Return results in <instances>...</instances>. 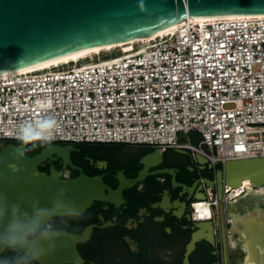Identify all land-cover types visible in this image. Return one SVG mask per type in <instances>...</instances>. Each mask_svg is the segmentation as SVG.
<instances>
[{
	"label": "built area",
	"instance_id": "built-area-1",
	"mask_svg": "<svg viewBox=\"0 0 264 264\" xmlns=\"http://www.w3.org/2000/svg\"><path fill=\"white\" fill-rule=\"evenodd\" d=\"M138 44L0 76V142L20 140L29 123L51 135L39 125L53 118L46 142L181 148L209 159L215 175L228 160L264 156V19L188 22ZM235 189L194 200L192 220H213Z\"/></svg>",
	"mask_w": 264,
	"mask_h": 264
},
{
	"label": "water",
	"instance_id": "water-1",
	"mask_svg": "<svg viewBox=\"0 0 264 264\" xmlns=\"http://www.w3.org/2000/svg\"><path fill=\"white\" fill-rule=\"evenodd\" d=\"M257 13H264V0H0V73L80 49L144 38L188 16ZM180 137L185 139L184 134ZM74 145L48 143L38 153L29 154L27 145L0 142V214L4 217L0 220V232L11 220L14 209L18 208L21 217L29 221L36 219V210H41L46 215L40 222L46 224L54 216L80 214L96 200L111 201V197L121 196L124 188L147 174L146 167L134 179H127L119 172V187L113 189L102 175H87L72 163L71 152L78 150ZM18 148H25L23 155L16 151ZM150 148L155 149L153 155L159 156L167 149L186 151ZM57 158L78 168L80 173L65 178L54 166L49 173L40 170L44 162ZM196 159L201 164L212 165L197 152ZM244 179H250L255 187H264V156L228 160L217 170L215 180L205 181L212 187L217 183L216 193L222 198L224 184L238 188ZM225 212L226 207L221 203L222 222ZM194 222L197 226L211 224V220ZM53 231L54 246L37 260L39 264L77 261L80 255L76 243L84 239V234ZM231 231L240 233L246 243L251 256L246 263L264 264L260 260L264 254V210L259 218L254 213L243 217L234 223Z\"/></svg>",
	"mask_w": 264,
	"mask_h": 264
},
{
	"label": "flooded vegetation",
	"instance_id": "flooded-vegetation-1",
	"mask_svg": "<svg viewBox=\"0 0 264 264\" xmlns=\"http://www.w3.org/2000/svg\"><path fill=\"white\" fill-rule=\"evenodd\" d=\"M74 146L78 150L71 152L72 163L87 175H102L113 189L119 187V172L134 179L146 167L147 174L111 201L96 200L80 214L54 216L42 224L84 234L76 243L80 258L63 264H244L251 257L240 233L231 229L245 216H261L264 192L254 195L246 187L227 205L223 222L219 207L210 225L197 226L191 218V203L217 188V183L212 187L205 181L215 180L209 162L199 163L187 150L167 149L159 156L150 147L112 146L113 150L95 149L111 154L100 157ZM51 166L65 178L80 173L61 158L44 162L40 170L49 173ZM16 256L5 248L0 262L13 264ZM260 260L264 263V254Z\"/></svg>",
	"mask_w": 264,
	"mask_h": 264
},
{
	"label": "clouds",
	"instance_id": "clouds-1",
	"mask_svg": "<svg viewBox=\"0 0 264 264\" xmlns=\"http://www.w3.org/2000/svg\"><path fill=\"white\" fill-rule=\"evenodd\" d=\"M40 128L49 130L51 135H39L34 133V126L26 124L23 126L18 139L22 144L27 145L32 143V147H36L33 143L35 139L51 141L55 138L54 133L58 128V123L55 119L49 118L43 121ZM31 150V149H28ZM16 151L23 155L25 148H18ZM27 216V214H23ZM41 210H36L35 220H25L21 217L19 209H14L11 220L8 221L4 230L0 232V251L5 248L17 253L13 264H32V261L41 259L54 245L52 243L56 233L51 225H42L40 218L45 216ZM3 215L0 214V220H3ZM7 264V262H0Z\"/></svg>",
	"mask_w": 264,
	"mask_h": 264
},
{
	"label": "bare ground",
	"instance_id": "bare-ground-1",
	"mask_svg": "<svg viewBox=\"0 0 264 264\" xmlns=\"http://www.w3.org/2000/svg\"><path fill=\"white\" fill-rule=\"evenodd\" d=\"M254 19H264V13H257V14H226V15H206V16H188L187 18L177 21L173 23L170 27H167L157 33L151 34L149 36H146L144 38L140 39H134L126 42H121L113 45H106V46H101V47H91V48H85V49H80L68 54H64L61 56H57L39 63L31 64L26 67L13 70V71H7V72H2L0 73V76H7L10 74H18V73H23L27 71H33L36 69H43V68H48L54 65H58L61 63H69L71 61H79L80 59H85L90 56H93L95 54H99L103 51H109L113 50L116 48L122 47L125 51H129L133 48L135 44L138 43H144L149 40H152L156 37H159L161 35L175 32L177 29L181 27L184 23L191 22L196 25H201L204 26L207 23H214L217 20H238V21H247V20H254ZM243 187V188H242ZM248 188L249 191H252L254 195H259L260 193L264 192V187H260L258 190H252L251 186V181L250 179H244L242 182V186L238 187L237 189L234 190L232 195H237L240 196V192L242 189ZM245 191V190H244ZM264 200V198H263ZM245 264H248L245 263Z\"/></svg>",
	"mask_w": 264,
	"mask_h": 264
},
{
	"label": "trees",
	"instance_id": "trees-1",
	"mask_svg": "<svg viewBox=\"0 0 264 264\" xmlns=\"http://www.w3.org/2000/svg\"><path fill=\"white\" fill-rule=\"evenodd\" d=\"M7 142H14L16 144H20L22 143L20 140H9ZM33 143L36 144V147H32V143H29L27 144V153L29 154H35V153H38L45 145H47L49 142H46V141H40V140H34ZM119 144H123V143H103V142H83V143H78L76 145H79L82 149H85V150H89V153H91L92 155H97V156H110L111 154L108 153H102V152H98L97 150L95 149H105V148H109L110 150H113L112 149V146H116V145H119ZM28 149H31V150H28ZM222 165L219 164L217 165V168H221Z\"/></svg>",
	"mask_w": 264,
	"mask_h": 264
},
{
	"label": "rangeland",
	"instance_id": "rangeland-1",
	"mask_svg": "<svg viewBox=\"0 0 264 264\" xmlns=\"http://www.w3.org/2000/svg\"><path fill=\"white\" fill-rule=\"evenodd\" d=\"M138 45H140V44H138ZM120 49H122V47H120V48H116L115 51H118V50H120ZM113 50H114V49H113ZM113 50H109V51H113ZM108 53H109L108 51H103V52L99 53L98 55H99V56H106ZM96 57H97V54H95V55H93V56H90V57L86 58L85 60H87V59H95Z\"/></svg>",
	"mask_w": 264,
	"mask_h": 264
},
{
	"label": "crops",
	"instance_id": "crops-1",
	"mask_svg": "<svg viewBox=\"0 0 264 264\" xmlns=\"http://www.w3.org/2000/svg\"><path fill=\"white\" fill-rule=\"evenodd\" d=\"M116 146H137V145H130V144H125V143H123V144H119V145H116ZM137 147H146V146H137Z\"/></svg>",
	"mask_w": 264,
	"mask_h": 264
}]
</instances>
